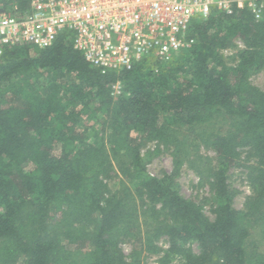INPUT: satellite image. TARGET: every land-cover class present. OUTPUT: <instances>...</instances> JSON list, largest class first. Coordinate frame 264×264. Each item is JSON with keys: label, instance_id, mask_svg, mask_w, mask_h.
Listing matches in <instances>:
<instances>
[{"label": "trees", "instance_id": "16d2710c", "mask_svg": "<svg viewBox=\"0 0 264 264\" xmlns=\"http://www.w3.org/2000/svg\"><path fill=\"white\" fill-rule=\"evenodd\" d=\"M187 39L192 45L167 62L105 73L74 49L68 31L45 49L4 50L0 264H141L161 252L163 237L182 264H264L254 240L264 241V91L249 81L264 69V6L259 18L247 9L214 10L192 21ZM231 49L236 55L226 58ZM79 118L99 119L83 122L94 134L75 129ZM148 142L173 147L176 173L186 162L195 167L193 151H214L213 220L181 195L173 175H148L140 154ZM242 148L257 164L254 195L236 210L227 172ZM125 240L136 243L129 260ZM193 242L195 254L185 248Z\"/></svg>", "mask_w": 264, "mask_h": 264}, {"label": "built area", "instance_id": "2783aa9c", "mask_svg": "<svg viewBox=\"0 0 264 264\" xmlns=\"http://www.w3.org/2000/svg\"><path fill=\"white\" fill-rule=\"evenodd\" d=\"M263 6L259 0H27L23 6L0 3V59L5 49L14 46L48 48L60 33L68 31L73 35L74 49L92 67L102 73L129 70L142 60L167 62L189 48L193 41L187 39V31L195 19L205 21L214 10L232 16L243 9L259 18ZM235 44L238 50L244 48L239 40Z\"/></svg>", "mask_w": 264, "mask_h": 264}, {"label": "rangeland", "instance_id": "374dc122", "mask_svg": "<svg viewBox=\"0 0 264 264\" xmlns=\"http://www.w3.org/2000/svg\"><path fill=\"white\" fill-rule=\"evenodd\" d=\"M230 52H232V56L236 55L235 49H231ZM222 54L226 58L232 57L227 53ZM249 81L253 86L264 91V69L252 75ZM118 87L113 88V96L118 93ZM84 120L86 124L97 125L99 123V119L97 118L93 122L87 118H84ZM84 120L79 118V123H76L75 129L83 131L86 136H88V133L94 134V132L89 129H85L87 125L83 123ZM95 133L98 134L100 138V134L97 132ZM91 138L96 140V137ZM190 153H192V150H190ZM140 154L142 163L145 165L149 176L164 178L165 176L173 175L181 195L200 205L204 215L210 220L214 219L213 210L215 208V201L214 190L212 189L213 179L211 177L212 173L216 171V154L213 150L201 147L198 151H193L192 164H194L195 167L191 168L189 162H186L177 173L174 171V155L176 151L173 147L169 146L166 148L156 142H148L142 144ZM178 155L182 154L178 153ZM256 162V158L252 156V151L249 148H242L239 150V158L236 164L227 172V187L232 195L231 205L236 210H243L245 201L254 195L250 186V173L251 168L256 166ZM110 188L116 190L120 187L118 182H111ZM143 221L145 220L143 219ZM145 228L144 226L143 230ZM254 240L259 244L257 249L258 253L264 255V241L261 237L257 236ZM157 244L161 252L157 255H143L140 259L141 264H164V262L161 263L164 257H167L165 264L183 263V259L180 255L169 253V240L166 237L161 238ZM120 248L125 258L129 260L132 251L136 248V243L125 240L120 244ZM185 248L192 251L194 254L199 252L198 246L194 242L187 244Z\"/></svg>", "mask_w": 264, "mask_h": 264}]
</instances>
